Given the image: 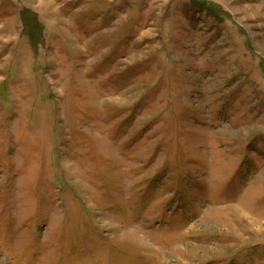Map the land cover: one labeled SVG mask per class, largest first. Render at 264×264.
<instances>
[{
    "label": "rangeland",
    "instance_id": "obj_1",
    "mask_svg": "<svg viewBox=\"0 0 264 264\" xmlns=\"http://www.w3.org/2000/svg\"><path fill=\"white\" fill-rule=\"evenodd\" d=\"M0 264H264V0H0Z\"/></svg>",
    "mask_w": 264,
    "mask_h": 264
},
{
    "label": "trees",
    "instance_id": "obj_2",
    "mask_svg": "<svg viewBox=\"0 0 264 264\" xmlns=\"http://www.w3.org/2000/svg\"><path fill=\"white\" fill-rule=\"evenodd\" d=\"M34 46H35V45H33V48H35ZM180 213H181V212H179V214H180ZM177 215H178V214H177Z\"/></svg>",
    "mask_w": 264,
    "mask_h": 264
}]
</instances>
